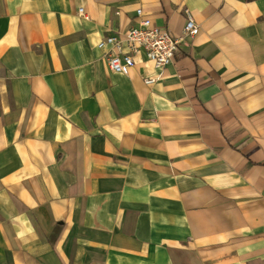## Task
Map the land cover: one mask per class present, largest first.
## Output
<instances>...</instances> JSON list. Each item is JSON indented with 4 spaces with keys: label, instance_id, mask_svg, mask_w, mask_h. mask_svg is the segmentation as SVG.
Instances as JSON below:
<instances>
[{
    "label": "crops",
    "instance_id": "obj_1",
    "mask_svg": "<svg viewBox=\"0 0 264 264\" xmlns=\"http://www.w3.org/2000/svg\"><path fill=\"white\" fill-rule=\"evenodd\" d=\"M0 264H264V0H0Z\"/></svg>",
    "mask_w": 264,
    "mask_h": 264
},
{
    "label": "built area",
    "instance_id": "obj_2",
    "mask_svg": "<svg viewBox=\"0 0 264 264\" xmlns=\"http://www.w3.org/2000/svg\"><path fill=\"white\" fill-rule=\"evenodd\" d=\"M82 14V10H79ZM187 22L183 36L174 39L164 28H157L148 19L142 18L141 10L137 11L138 24L119 36L106 37L100 40L97 48L105 52L108 69L114 74L127 75L135 65V59L143 54L155 69L169 66L178 51L183 38H193L199 31L188 10L184 11ZM155 80H145L146 85Z\"/></svg>",
    "mask_w": 264,
    "mask_h": 264
}]
</instances>
